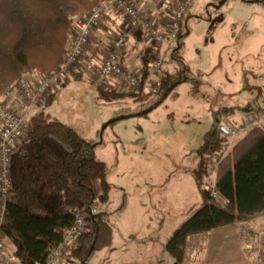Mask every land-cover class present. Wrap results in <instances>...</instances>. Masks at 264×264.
<instances>
[{"label":"trees","instance_id":"obj_1","mask_svg":"<svg viewBox=\"0 0 264 264\" xmlns=\"http://www.w3.org/2000/svg\"><path fill=\"white\" fill-rule=\"evenodd\" d=\"M102 1L0 0V96L22 77L41 81L59 72L73 34L72 19L94 11ZM240 1L252 4V0ZM260 4L264 6V0ZM188 35L183 21L172 56L177 68L164 71L159 93L146 94L150 79L147 53L142 60L145 72L139 92L108 90L103 94L151 97L149 109L139 115L147 118L177 87L193 82L191 70L180 55ZM74 70L73 67L69 76L73 74L79 80ZM254 89L258 91L255 99L258 101L264 96V86ZM50 98L51 93L47 99ZM242 110L241 106L224 107L216 114L222 118ZM123 119L125 116L110 124ZM220 122L205 133L203 144L194 151L198 162L189 173L197 185L202 205L191 207L189 218L166 244L173 264H189L193 239H207L216 229L245 225L264 216V123L250 129L230 150H225L226 139L218 128ZM95 145L73 125L53 120L34 122L25 142L13 149L12 188L8 194L3 232L20 264H44L50 249L60 244L64 232L74 225L77 211L109 201L113 185L108 179V166L98 158ZM212 154H221L215 179V189L221 199L213 196L212 187L207 183ZM98 184L102 190L99 197L95 190ZM125 209L126 197L120 212ZM245 231L243 227V240ZM113 234L108 213L91 214L89 229L82 235L79 249L71 256V264H90L99 252L113 245ZM204 250V246L199 249L201 253Z\"/></svg>","mask_w":264,"mask_h":264},{"label":"rangeland","instance_id":"obj_2","mask_svg":"<svg viewBox=\"0 0 264 264\" xmlns=\"http://www.w3.org/2000/svg\"><path fill=\"white\" fill-rule=\"evenodd\" d=\"M221 1H192L183 20L189 35L180 55L193 82L177 87L147 118L139 115L149 109L151 97L104 95L90 81L74 80L48 107L58 113L32 120L44 102L30 115L31 129L34 122L50 120L73 125L96 143L98 158L108 166L113 189L109 201L96 211L110 215L118 250L115 255L111 248L98 253L91 264H110L106 258L114 256L117 261L111 264H173L166 244L189 218L191 207L202 205L188 171L198 162L194 151L216 123L215 110L250 108L244 118L224 121L230 125L260 115L264 108V96L255 101L258 91L252 88L264 85V6ZM166 44L163 67L174 71L177 40ZM124 91L129 90L118 89ZM238 139H230L227 150ZM208 171L209 186L215 173L212 168ZM125 197L126 213L120 212ZM251 236L246 229L245 237ZM255 238L262 258L264 233Z\"/></svg>","mask_w":264,"mask_h":264},{"label":"built area","instance_id":"obj_3","mask_svg":"<svg viewBox=\"0 0 264 264\" xmlns=\"http://www.w3.org/2000/svg\"><path fill=\"white\" fill-rule=\"evenodd\" d=\"M193 0H178L172 11L168 31L161 29L152 15L146 12L138 0H104L92 12L72 19L73 34L68 43L65 63L59 72L38 81L34 78L22 77L0 96V264H20L13 253L9 239L3 232V224L7 210L8 194L12 188L11 155L13 149L22 145L31 131L30 115L42 105L55 85H60L77 68L79 58L84 56L91 46L96 28L103 27L107 12L115 9L125 19V28L114 40L106 53L103 64L95 74L93 83L96 88L112 90L115 87L139 92L145 67L140 70L131 69L122 60L129 37L136 31L142 32L150 43V79L146 84L151 94L160 92L164 77V60L162 46L168 41L177 40L181 23ZM148 3V0L146 1ZM150 84V86H149ZM264 123V108L260 115L234 124L218 123L219 131L226 142L224 149L230 148V139L242 137L252 128ZM213 157V159H212ZM221 154L209 157V168L217 172ZM213 196L221 199L212 181ZM95 212L93 206L85 211H77L74 225L64 232L63 241L53 246L44 264H71V256L80 247V239L90 226V215ZM249 254H255L249 264H264V256L260 258L254 236L245 243Z\"/></svg>","mask_w":264,"mask_h":264},{"label":"crops","instance_id":"obj_4","mask_svg":"<svg viewBox=\"0 0 264 264\" xmlns=\"http://www.w3.org/2000/svg\"><path fill=\"white\" fill-rule=\"evenodd\" d=\"M138 1L142 5L143 9L153 16V18L159 24L161 29L164 31H168L170 27L169 25L170 20L172 17V11L178 0H148V3H146L147 0H138ZM219 1L221 0H218V2ZM247 5H253V3ZM125 22H126L125 17L115 9H110L107 12L103 27L96 28L94 30L91 46L89 49H87L84 56L80 59L77 68L73 72L79 74V80L75 79V77H73L72 74L62 84L55 85L51 93L52 98L47 99L45 106H43L40 110L36 111L32 120L38 121L39 120L38 118L43 117V114L53 115L55 113H58V112L48 111V107L51 101L53 102V100L55 99V96L63 89L67 88L68 85H70L73 82V80L78 82L90 81L93 84L92 80L95 74L102 66L106 53L109 50V48L112 46V43L119 36L121 31L124 30ZM165 49L166 50L169 49L166 43L163 44L162 46L163 54ZM149 51H150V43L147 37L142 32L136 31L128 39L126 48L122 55V60L131 69L140 70L141 68H144L142 60L145 58L147 53H149ZM163 70L165 71V69ZM82 74H84V76H82ZM254 87H260V86L254 85L252 88ZM118 89L119 88L115 87L112 90L118 92ZM147 90L148 89H146V91ZM215 111L216 112L214 113V117L216 123L219 121L221 122L231 121V123H233L234 121L240 120L244 118L247 114H249L250 108H244V110L242 111H236L234 113L226 114L222 118H220V116L216 114L218 110ZM241 138L239 139L237 138L238 141ZM215 179H216V173L214 174V181ZM95 190L98 197L102 195V190L99 184L96 186ZM97 209H99V206L97 207ZM126 211H127V207L124 212L126 213ZM243 227L249 230V232L252 233L251 235L254 234L255 237L256 236L258 237V234L263 236L264 216L259 217L245 225L234 224L216 229L209 235L207 239L203 237H198L196 239H193L192 257L189 264H197V263L249 264L253 260L255 254L250 255L249 251L245 247V243L246 241H248L249 237L248 238L245 237V240H243L242 237ZM113 236H114L113 245L109 248H111V252L115 255L118 250L117 248L118 244H116L115 232ZM201 246L205 247L203 253L199 251ZM109 248L104 249L101 252L103 251L105 252ZM109 260H110L109 258H106V261L109 262L110 264L116 263L117 261L115 256L112 260L110 261ZM121 262L123 263V259H121Z\"/></svg>","mask_w":264,"mask_h":264},{"label":"water","instance_id":"obj_5","mask_svg":"<svg viewBox=\"0 0 264 264\" xmlns=\"http://www.w3.org/2000/svg\"><path fill=\"white\" fill-rule=\"evenodd\" d=\"M225 0L221 1V4L224 2ZM252 3H259L260 0H252ZM114 120H112L111 122H109L108 124L110 125V123H112Z\"/></svg>","mask_w":264,"mask_h":264},{"label":"bare ground","instance_id":"obj_6","mask_svg":"<svg viewBox=\"0 0 264 264\" xmlns=\"http://www.w3.org/2000/svg\"><path fill=\"white\" fill-rule=\"evenodd\" d=\"M93 81V80H92ZM94 84V83H93ZM95 86V85H94ZM54 88V87H53ZM98 89V88H97ZM99 90H102V89H99ZM53 91V90H52ZM102 91H108V90H102ZM110 91V90H109ZM52 93V92H51ZM46 102V101H45ZM223 123H225V122H223ZM94 208H95V212H97L96 210H97V207L96 206H93ZM94 212V213H95Z\"/></svg>","mask_w":264,"mask_h":264}]
</instances>
